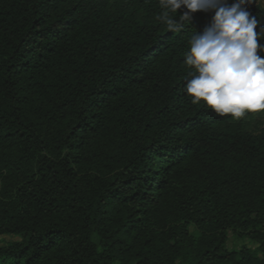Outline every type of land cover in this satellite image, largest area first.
I'll return each instance as SVG.
<instances>
[{
    "label": "trees",
    "instance_id": "obj_1",
    "mask_svg": "<svg viewBox=\"0 0 264 264\" xmlns=\"http://www.w3.org/2000/svg\"><path fill=\"white\" fill-rule=\"evenodd\" d=\"M166 13L0 0V264H264V125L191 103L211 13L179 32Z\"/></svg>",
    "mask_w": 264,
    "mask_h": 264
},
{
    "label": "clouds",
    "instance_id": "obj_2",
    "mask_svg": "<svg viewBox=\"0 0 264 264\" xmlns=\"http://www.w3.org/2000/svg\"><path fill=\"white\" fill-rule=\"evenodd\" d=\"M256 0H159L160 19L172 32L189 24L196 12L211 13L202 31L189 38L183 64L190 69L183 92L215 114L240 119L264 111V15L248 9ZM181 9H183L181 11ZM259 26V31L257 28Z\"/></svg>",
    "mask_w": 264,
    "mask_h": 264
},
{
    "label": "rangeland",
    "instance_id": "obj_3",
    "mask_svg": "<svg viewBox=\"0 0 264 264\" xmlns=\"http://www.w3.org/2000/svg\"><path fill=\"white\" fill-rule=\"evenodd\" d=\"M258 4L264 5V0H261L257 2ZM255 116V123L254 126H262L264 125V112H258L254 114ZM191 231H193V228H190ZM18 238L13 236V235H2L0 236V245H4L6 242L11 241V240H17ZM243 245L251 246L254 247L255 245L252 244L249 239L247 238H239L234 236V234L229 231L228 232V240L226 243V246L228 249H239Z\"/></svg>",
    "mask_w": 264,
    "mask_h": 264
}]
</instances>
